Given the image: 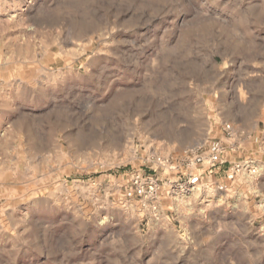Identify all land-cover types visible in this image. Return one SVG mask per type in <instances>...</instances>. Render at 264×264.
Listing matches in <instances>:
<instances>
[{"label":"rangeland","instance_id":"obj_1","mask_svg":"<svg viewBox=\"0 0 264 264\" xmlns=\"http://www.w3.org/2000/svg\"><path fill=\"white\" fill-rule=\"evenodd\" d=\"M0 264H264V0H0Z\"/></svg>","mask_w":264,"mask_h":264},{"label":"built area","instance_id":"obj_2","mask_svg":"<svg viewBox=\"0 0 264 264\" xmlns=\"http://www.w3.org/2000/svg\"><path fill=\"white\" fill-rule=\"evenodd\" d=\"M224 130L228 137L232 136V126L230 123L224 125ZM226 150L224 143L221 140H214L208 144V149L205 152H201L200 148H193L187 151L188 161L186 162V170L184 172L185 177L179 182L173 184L178 187L182 193H189L194 191L198 186L201 185L202 174L197 171L199 164H209L214 166L215 164L222 161L223 154ZM255 161L246 160L234 165L238 170L244 168L245 170L249 167H253ZM256 171L255 168L252 170ZM172 183V182H171ZM160 186L158 182L151 176H146L144 173L136 174L132 179V188L129 191V195L144 196L146 199L152 198L159 200ZM145 206L147 204H144ZM157 205V204H156ZM156 205L154 208H157Z\"/></svg>","mask_w":264,"mask_h":264},{"label":"crops","instance_id":"obj_3","mask_svg":"<svg viewBox=\"0 0 264 264\" xmlns=\"http://www.w3.org/2000/svg\"><path fill=\"white\" fill-rule=\"evenodd\" d=\"M232 137V136H231ZM233 145L235 144V142L232 143Z\"/></svg>","mask_w":264,"mask_h":264}]
</instances>
